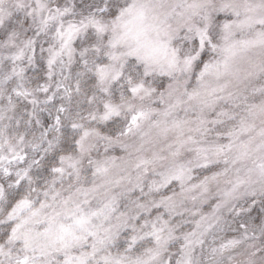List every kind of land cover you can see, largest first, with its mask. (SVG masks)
<instances>
[{"label": "snow or ice", "instance_id": "1", "mask_svg": "<svg viewBox=\"0 0 264 264\" xmlns=\"http://www.w3.org/2000/svg\"><path fill=\"white\" fill-rule=\"evenodd\" d=\"M0 264H264V0H0Z\"/></svg>", "mask_w": 264, "mask_h": 264}]
</instances>
